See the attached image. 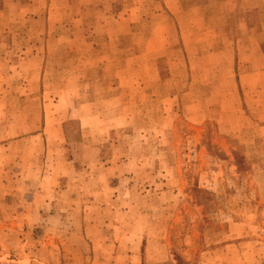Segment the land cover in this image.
<instances>
[{
    "label": "rangeland",
    "instance_id": "rangeland-1",
    "mask_svg": "<svg viewBox=\"0 0 264 264\" xmlns=\"http://www.w3.org/2000/svg\"><path fill=\"white\" fill-rule=\"evenodd\" d=\"M0 264H264V0H0Z\"/></svg>",
    "mask_w": 264,
    "mask_h": 264
}]
</instances>
